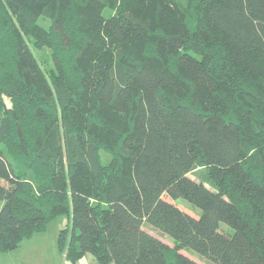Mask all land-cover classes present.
I'll use <instances>...</instances> for the list:
<instances>
[{"label": "trees", "instance_id": "16d2710c", "mask_svg": "<svg viewBox=\"0 0 264 264\" xmlns=\"http://www.w3.org/2000/svg\"><path fill=\"white\" fill-rule=\"evenodd\" d=\"M61 215L72 261L264 264V0H0V253Z\"/></svg>", "mask_w": 264, "mask_h": 264}, {"label": "rangeland", "instance_id": "374dc122", "mask_svg": "<svg viewBox=\"0 0 264 264\" xmlns=\"http://www.w3.org/2000/svg\"><path fill=\"white\" fill-rule=\"evenodd\" d=\"M39 23L44 22L39 20ZM44 24L46 25V22ZM45 55L49 56L50 50H47ZM189 176L195 178L193 173H190ZM177 204L192 214L197 215L199 213V208L184 199L177 200ZM67 219L66 215L58 216L49 221L46 230L37 232L32 237L25 239L17 248L1 252L0 264H99L96 256L89 252L77 261L67 259L61 252L58 246L59 232L65 226ZM222 228L230 233L233 231V228L224 223ZM146 229L170 245H174V241L169 236H163L159 231L151 229L149 226H146ZM181 252L202 264H211L208 259L189 248H184Z\"/></svg>", "mask_w": 264, "mask_h": 264}, {"label": "crops", "instance_id": "0c3cea01", "mask_svg": "<svg viewBox=\"0 0 264 264\" xmlns=\"http://www.w3.org/2000/svg\"><path fill=\"white\" fill-rule=\"evenodd\" d=\"M67 221H68V219H67ZM67 221H65V226H66ZM65 226H64V227H65Z\"/></svg>", "mask_w": 264, "mask_h": 264}]
</instances>
